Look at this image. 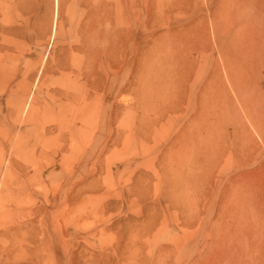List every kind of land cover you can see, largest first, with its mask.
<instances>
[{
	"label": "rangeland",
	"instance_id": "1",
	"mask_svg": "<svg viewBox=\"0 0 264 264\" xmlns=\"http://www.w3.org/2000/svg\"><path fill=\"white\" fill-rule=\"evenodd\" d=\"M9 251L264 264V0H0Z\"/></svg>",
	"mask_w": 264,
	"mask_h": 264
},
{
	"label": "bare ground",
	"instance_id": "2",
	"mask_svg": "<svg viewBox=\"0 0 264 264\" xmlns=\"http://www.w3.org/2000/svg\"><path fill=\"white\" fill-rule=\"evenodd\" d=\"M58 2V1H57ZM242 5H244V4H242ZM244 7V6H243ZM56 12V11H55ZM260 13V12H259ZM55 16V15H54ZM54 21H56V20H54ZM55 24V23H54ZM56 25V24H55ZM54 27H56V26H54ZM172 63V62H171ZM174 63V62H173ZM172 63V64H173ZM4 248V247H3ZM1 252H3V251H1ZM6 252V251H5ZM4 252V253H5ZM9 257H7L8 259H7V263H4V264H13V261H11V260H16V258H17V254L16 253H12L11 251H9ZM3 258H4V256H2ZM0 259H1V257H0ZM2 261V260H1ZM4 262H5V260H3ZM14 263H15V261H14ZM17 263V262H16ZM0 264H2V263H0Z\"/></svg>",
	"mask_w": 264,
	"mask_h": 264
}]
</instances>
